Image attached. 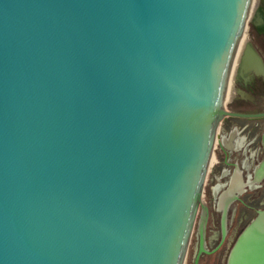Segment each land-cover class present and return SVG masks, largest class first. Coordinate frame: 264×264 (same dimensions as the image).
<instances>
[{"label": "water", "instance_id": "obj_1", "mask_svg": "<svg viewBox=\"0 0 264 264\" xmlns=\"http://www.w3.org/2000/svg\"><path fill=\"white\" fill-rule=\"evenodd\" d=\"M252 2L0 0V264H184Z\"/></svg>", "mask_w": 264, "mask_h": 264}, {"label": "flooded vegetation", "instance_id": "obj_2", "mask_svg": "<svg viewBox=\"0 0 264 264\" xmlns=\"http://www.w3.org/2000/svg\"><path fill=\"white\" fill-rule=\"evenodd\" d=\"M248 19L253 26L251 44L261 63L241 68L242 41L191 234L195 236L191 264L197 258V264H226L241 231L264 209V0H253ZM203 207L207 209L204 249L198 235Z\"/></svg>", "mask_w": 264, "mask_h": 264}, {"label": "bare ground", "instance_id": "obj_3", "mask_svg": "<svg viewBox=\"0 0 264 264\" xmlns=\"http://www.w3.org/2000/svg\"><path fill=\"white\" fill-rule=\"evenodd\" d=\"M241 42H242V49H241V53L239 54L240 56L238 57V59H241V68L242 69L252 68L254 65H256L257 62L261 63L260 59L258 58L256 53L253 51V48L250 45V41L247 39H244L243 35H242V38L240 40V43ZM240 43L238 46H240ZM238 49H239V47H238ZM238 49H237V51H238ZM236 57H237V52H236L235 59H236ZM227 90H228V88H227ZM226 95H227V93H226Z\"/></svg>", "mask_w": 264, "mask_h": 264}, {"label": "rangeland", "instance_id": "obj_4", "mask_svg": "<svg viewBox=\"0 0 264 264\" xmlns=\"http://www.w3.org/2000/svg\"><path fill=\"white\" fill-rule=\"evenodd\" d=\"M253 28L250 19H248L247 23H246V29L244 31V34L247 35L249 41L251 42L252 37H251V29ZM264 51V50H262ZM237 58V57H236ZM228 103V100H225V104ZM194 246H195V236H191L190 237V241L188 244V248L186 251V257H185V261L184 264H191V260H192V255H193V251H194Z\"/></svg>", "mask_w": 264, "mask_h": 264}]
</instances>
